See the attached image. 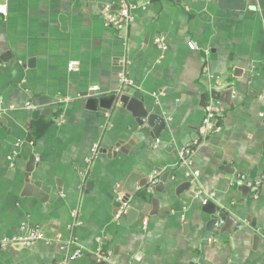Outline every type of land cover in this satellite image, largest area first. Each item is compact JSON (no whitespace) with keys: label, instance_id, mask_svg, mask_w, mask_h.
<instances>
[{"label":"crops","instance_id":"0c3cea01","mask_svg":"<svg viewBox=\"0 0 264 264\" xmlns=\"http://www.w3.org/2000/svg\"><path fill=\"white\" fill-rule=\"evenodd\" d=\"M0 3V235L44 233L0 249V264H54L70 240L82 253L69 264H264V189H251L264 179V0H132L122 31L103 20L118 0ZM216 78L232 94L215 93L218 129L200 139ZM109 95L102 111L93 98ZM211 211L247 233L210 232Z\"/></svg>","mask_w":264,"mask_h":264},{"label":"built area","instance_id":"2783aa9c","mask_svg":"<svg viewBox=\"0 0 264 264\" xmlns=\"http://www.w3.org/2000/svg\"><path fill=\"white\" fill-rule=\"evenodd\" d=\"M133 4L132 0H118V8L113 10V9H106L103 12V20L104 24L108 27H111L113 29H116L118 31L124 30L132 21L133 19V14H132V9ZM7 12L6 5L3 3H0V14L5 15ZM161 42V39L159 40ZM188 47L190 49H196L197 45L194 41H189L188 42ZM72 64H70L71 66ZM119 80L120 83L124 85H131L132 81L128 78V76L125 74V72H121L119 74ZM228 84L226 82L221 81L219 78H216L213 87L211 89V94H210V99L208 102L204 105L203 108V117L201 120V123L198 127V136L200 139H204L207 136H209L211 133L215 132L218 129V119L221 117L224 107L222 103L217 99L215 93L219 92L220 90L228 88ZM95 89V87H93ZM10 109L13 108V106H9ZM26 109H33L35 108L34 105L30 102H27L25 104ZM6 110L4 108L2 102L0 101V114L3 113ZM185 163L187 165L191 164V161L189 159L185 160ZM188 175H192L193 177H196L197 171H188ZM196 196H199V192L196 193ZM121 197H119L120 201ZM206 201V200H205ZM204 201V202H205ZM125 204H122L119 206L115 216L119 218L121 215L124 214L125 212ZM144 222H146L144 220ZM224 223V217L222 216H217L216 220L214 222L215 228H219L223 225ZM44 239V233L37 228H28L23 230L14 236L8 237L5 235H0V249L6 248L10 244H16L22 247H29L33 245L36 241ZM210 241H214L215 238L211 237L209 238ZM70 242H66L63 248L67 247V252L66 254L56 260L54 264H69L72 260L80 256L82 253L81 248L76 246L71 250H68L69 246L72 244ZM70 243V244H69ZM69 245V246H68ZM102 256V253H100Z\"/></svg>","mask_w":264,"mask_h":264},{"label":"water","instance_id":"95a60500","mask_svg":"<svg viewBox=\"0 0 264 264\" xmlns=\"http://www.w3.org/2000/svg\"><path fill=\"white\" fill-rule=\"evenodd\" d=\"M228 94H232V89L231 88L225 89L222 92V95L221 96H225V99H226V97L228 96ZM115 98H116L115 95H109V96H105V97H100L99 99L98 98H93L94 99L93 101L94 102H98L99 101L100 102V107H103L104 108L102 111H105V109H107L110 106V104L115 100ZM220 99L222 100V102H227V100L222 99L221 97H220ZM118 100L120 102H122L124 105H127L128 108H132L133 106H136L137 103H138V100L136 98H131L129 91H126L123 94H120L118 96ZM104 101H107L109 103L106 105V104H104ZM40 114H44V112H42V110H34L32 112V114H31V118L32 119H37ZM135 116L137 117L135 119V121H136V123L139 126H142L145 123H147L149 126H151L150 116H147V112H145L144 110L141 109L140 111H138L135 114ZM154 134L157 135L158 134V131L157 130H154ZM133 140H134V138H133ZM132 143L133 142L130 141L129 144H132ZM30 159H32V157ZM190 179H191V177L188 180H190ZM163 180H164V176L161 175L160 176V179H159V183L158 184H155V185H149L148 186V189H147V192L148 193H152L153 191H158L159 190V186H160V182L163 181ZM146 181L147 180H144V184L147 183ZM255 182L256 183L251 187L252 191L258 190L259 188L264 189V179H261V177L259 176V177H257L255 179ZM24 183H25V186L26 187H29L31 185H36V186H39L41 188V184L38 181L36 182L34 180H30L28 177H25L24 178ZM172 183H174V180L171 181V184ZM42 190L47 191L48 189H42ZM165 190H166V187H165ZM125 191H126L125 192L126 194L124 195L123 198L120 199V201L117 202L118 203L117 206H120L122 204H126L128 202V200H129L130 195L135 192V189H131L130 188V189H125ZM35 195H37V194H35ZM129 210L130 209H128L127 211H125L123 215H125V213H128ZM210 216H211V219L208 222V224H209V231L210 232H214L216 235H218V234H220L222 232L231 233L233 230L234 231H239V234H241V235H244V234L247 233V231L242 228V224L241 223H236L235 222V224L232 225V222L235 221L232 216H225L224 217V223L219 228H215V226H214V222L216 220V216L214 215V213L212 211L210 213ZM253 239L254 240H257L258 239V236L257 235H253Z\"/></svg>","mask_w":264,"mask_h":264}]
</instances>
